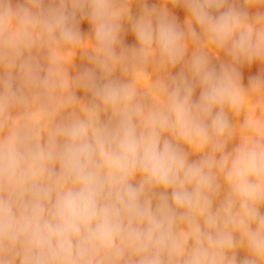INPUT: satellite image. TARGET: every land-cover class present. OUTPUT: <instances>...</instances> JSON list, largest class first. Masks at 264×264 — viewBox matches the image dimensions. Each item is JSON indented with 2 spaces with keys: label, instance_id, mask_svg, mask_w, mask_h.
<instances>
[{
  "label": "clouds",
  "instance_id": "9594fccd",
  "mask_svg": "<svg viewBox=\"0 0 264 264\" xmlns=\"http://www.w3.org/2000/svg\"><path fill=\"white\" fill-rule=\"evenodd\" d=\"M170 2L183 26L147 0L137 17L131 0H0V264H264V120L237 137L230 115L264 92L240 71L264 64V0ZM68 44L91 65L71 79ZM150 64L156 103L124 79Z\"/></svg>",
  "mask_w": 264,
  "mask_h": 264
},
{
  "label": "rangeland",
  "instance_id": "374dc122",
  "mask_svg": "<svg viewBox=\"0 0 264 264\" xmlns=\"http://www.w3.org/2000/svg\"><path fill=\"white\" fill-rule=\"evenodd\" d=\"M23 2V0H13V3ZM239 6H243L244 0H236ZM149 7L155 6L157 8L165 7L167 10L176 18L177 23L181 26L184 25L185 18L187 16L186 10L181 6H174L170 0H147ZM251 13L256 11H264V5H257L249 9ZM141 12V6L139 0H131V14L134 17L139 16ZM80 28L82 34L85 38L91 36V26L87 20H83L80 23ZM123 42L126 46L136 45V39L134 34L131 31L130 25L126 22L124 25L123 32ZM44 54H47V50H44ZM87 49L80 46H74L71 44L60 46L55 51L56 59L62 64L65 74L69 79L75 77L80 71H83L86 67H90V63L86 57ZM191 55V49L188 53V56ZM228 58L224 53H220L218 57L216 55L212 56V64L219 69L221 63L227 62ZM180 69V66L170 69V71L175 74ZM242 76V84L244 87H248L250 78L259 75L264 71V64L259 62H254L251 66L243 65L240 68ZM119 76V73H117ZM166 73L159 65L150 64L144 72L136 73L130 72L124 77L126 80H135L136 88L139 96L146 103H156L159 98L154 93V84L156 81L163 79ZM77 95L82 97L81 102H86L84 98L85 94L83 90H78ZM199 89L195 94V97L198 98ZM231 118L233 121L234 129L236 136L239 137L244 134L245 129L243 125L252 124L258 121L264 120V92H250L248 98L245 102L244 107L237 113H231ZM238 143V138L234 139L232 144L229 145V149L235 144ZM197 157L193 156L191 159H196ZM264 211V209H262ZM246 255L245 252L240 251L238 253V260L242 259Z\"/></svg>",
  "mask_w": 264,
  "mask_h": 264
}]
</instances>
